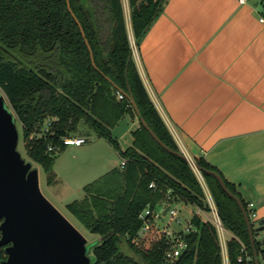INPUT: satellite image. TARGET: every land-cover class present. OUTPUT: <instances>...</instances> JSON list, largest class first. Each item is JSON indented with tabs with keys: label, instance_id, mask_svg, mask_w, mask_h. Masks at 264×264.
Here are the masks:
<instances>
[{
	"label": "trees",
	"instance_id": "trees-1",
	"mask_svg": "<svg viewBox=\"0 0 264 264\" xmlns=\"http://www.w3.org/2000/svg\"><path fill=\"white\" fill-rule=\"evenodd\" d=\"M166 1L128 0L135 41L144 36ZM70 5L97 68L67 0H0V89L22 124L26 161L39 166L53 181L56 153L66 147L63 139L75 134L85 121L126 162L86 185L84 197L66 205L74 221L90 233L101 238L113 232L93 246L92 264H166L172 240L156 236L155 231L141 235L140 215L164 204L185 208L191 204L208 213L204 187L196 170L165 150L142 125L130 101L117 94L131 90L151 129L168 147L181 151L138 70L123 0H70ZM127 116L137 119L139 126L132 133V147L123 151L112 129ZM194 161L220 173L203 158ZM201 174L224 229L232 234L226 241L229 264H255L237 202L214 176ZM224 180L241 199L235 186ZM243 204L248 212V204ZM189 224V231L179 232L186 248L176 264H224L217 226L198 213ZM257 236L255 232L258 259L264 264V242ZM6 258L5 247L0 246V264Z\"/></svg>",
	"mask_w": 264,
	"mask_h": 264
},
{
	"label": "crops",
	"instance_id": "crops-1",
	"mask_svg": "<svg viewBox=\"0 0 264 264\" xmlns=\"http://www.w3.org/2000/svg\"><path fill=\"white\" fill-rule=\"evenodd\" d=\"M263 14L264 0H167L139 41L130 10L129 20L126 14L138 70L169 131L182 152L205 159L243 202L255 204V229L264 227ZM125 119L120 136L130 130L127 148L114 135ZM119 124L112 134L125 151L139 121L127 116ZM176 207L185 226L175 227L182 231L192 216L184 212L188 207ZM206 213L198 214L207 219ZM224 231L223 259L229 264L225 247L232 234ZM257 239H264V230Z\"/></svg>",
	"mask_w": 264,
	"mask_h": 264
},
{
	"label": "water",
	"instance_id": "water-1",
	"mask_svg": "<svg viewBox=\"0 0 264 264\" xmlns=\"http://www.w3.org/2000/svg\"><path fill=\"white\" fill-rule=\"evenodd\" d=\"M67 3L81 29L92 64L97 68L82 25L71 9L70 0ZM119 92L130 101L142 125L165 150L186 160L196 171L214 176L226 194L237 202L248 227L255 264H260L254 233L263 231L264 227H253L242 200L229 189L222 175L200 166L184 152L168 147L144 120L131 90ZM19 141L16 114L0 89V246L6 247L7 253L2 264H92L93 246L113 232L88 244L78 228L44 196L39 169L23 158L18 149ZM168 210L169 206L164 214Z\"/></svg>",
	"mask_w": 264,
	"mask_h": 264
},
{
	"label": "rangeland",
	"instance_id": "rangeland-1",
	"mask_svg": "<svg viewBox=\"0 0 264 264\" xmlns=\"http://www.w3.org/2000/svg\"><path fill=\"white\" fill-rule=\"evenodd\" d=\"M124 3L126 14L129 20L128 0H124ZM132 42L134 43V41ZM6 51L11 52L8 49H6ZM14 54L17 56V53ZM9 107L13 110L10 104ZM127 122L128 119L122 121L114 131V135L119 138V142L124 148H127L131 143L130 130L126 135L122 137L120 136L126 128ZM17 127L20 133L18 149L21 152L23 158L25 160H29L26 154L27 142L23 137V127L18 119ZM131 129L135 128L132 127ZM72 136L84 137L87 141L81 147L66 146L57 151L52 171L53 181L50 182L49 176L45 174L39 166L36 164H33V166L40 170V187L44 196L68 220H70L74 226H76V228H78V230L87 238L88 244H91L99 240L100 237L90 233L76 221H74V219L68 213L66 205L72 203L75 200L82 199L84 197L83 189L86 185L96 181L114 167H119L123 159L114 146L109 141L97 137L93 129L85 121H82L79 124L78 131ZM201 182H203V184L205 183L202 180ZM204 186L206 189H208L205 184ZM161 208L162 207H159L158 210ZM188 209L189 212L182 209L188 214V216H192L194 213H199L200 210L199 207L191 204H189ZM204 216H207V220H210L214 223L215 217L211 212L206 213ZM156 225L160 230L172 228L175 232H179L181 231V227L185 226V223H182L181 227H175L178 224H169V216H161L156 219ZM184 230L185 229H183V231ZM155 235L158 237L160 236L157 231H155ZM226 235V232L222 231V236L225 237ZM90 258L93 262L94 257L92 250L90 251Z\"/></svg>",
	"mask_w": 264,
	"mask_h": 264
},
{
	"label": "built area",
	"instance_id": "built-area-1",
	"mask_svg": "<svg viewBox=\"0 0 264 264\" xmlns=\"http://www.w3.org/2000/svg\"><path fill=\"white\" fill-rule=\"evenodd\" d=\"M248 0H240V3H246ZM260 22H264V14L261 16L260 18ZM132 50H133V54H136V45L132 44ZM118 96L120 99H123L125 96L123 94H121L119 91L117 92ZM63 143L66 146H76V147H80L83 144L86 143V139L84 137H73V136H68L65 137L63 139ZM125 161L122 162V166L125 165ZM197 175L200 179V181H204V178L202 176V174L198 171ZM205 193H206V200L207 203L209 205L210 208V212L213 214V216L215 217L214 220V224L217 226L219 233H220V237L222 236V231H224V227L222 225L221 219L219 217L216 205L213 201L212 195L209 191V189H206L204 184L206 185V183L203 184V182H201ZM207 186V185H206ZM152 188H155V184L152 183L151 184ZM208 188V187H207ZM208 191V192H207ZM169 206V210L167 211V213L164 215L165 209ZM248 216L251 220V222H254V220L257 217V213L255 210V204L254 203H248ZM161 216H169V224L172 223H177L178 225L182 223V218L179 215L178 209L175 205H167L164 204L162 206V208L160 210L157 211H153L150 208H147L141 215H140V220L143 222V228L140 232H142V234L145 233H150L151 231H157L159 233V237H167L169 240H172L173 242V247L171 250H168L166 252V264H176V261L178 260L179 256L182 254V251L186 248V243L184 240H182L179 237V232H175L172 228L169 229H162L160 230L157 225H156V219L161 217ZM190 224L189 222H187V226L185 228L184 231H189L190 229ZM261 243L263 244L264 239L260 240ZM225 247V246H224ZM226 248V247H225ZM248 260H251V257L248 255L247 252H245Z\"/></svg>",
	"mask_w": 264,
	"mask_h": 264
},
{
	"label": "flooded vegetation",
	"instance_id": "flooded-vegetation-1",
	"mask_svg": "<svg viewBox=\"0 0 264 264\" xmlns=\"http://www.w3.org/2000/svg\"><path fill=\"white\" fill-rule=\"evenodd\" d=\"M5 249H6V247H5ZM6 256H7V253H6ZM6 259H7V258H6ZM6 259H5V260H6Z\"/></svg>",
	"mask_w": 264,
	"mask_h": 264
}]
</instances>
